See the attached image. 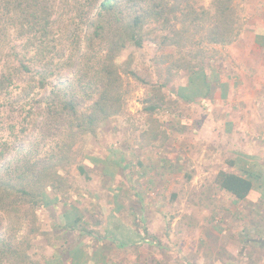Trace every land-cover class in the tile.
Here are the masks:
<instances>
[{
	"label": "rangeland",
	"instance_id": "obj_1",
	"mask_svg": "<svg viewBox=\"0 0 264 264\" xmlns=\"http://www.w3.org/2000/svg\"><path fill=\"white\" fill-rule=\"evenodd\" d=\"M61 1L58 52L69 57L82 23L76 5ZM195 4L210 15L204 29L192 26L185 45L134 51L142 78L164 84L160 108L146 109L155 90L125 76L122 111L85 135L75 163L60 169L67 184L37 208L38 232L0 211V234L29 233L31 264H263L264 0ZM223 9L238 33L227 45L208 39ZM38 70L20 77L12 104L1 108L0 149L9 159L45 155L60 140L42 131ZM221 170L252 175L246 199L219 188Z\"/></svg>",
	"mask_w": 264,
	"mask_h": 264
},
{
	"label": "trees",
	"instance_id": "obj_2",
	"mask_svg": "<svg viewBox=\"0 0 264 264\" xmlns=\"http://www.w3.org/2000/svg\"><path fill=\"white\" fill-rule=\"evenodd\" d=\"M217 1L213 0L215 6ZM61 3L0 0V117L2 106L12 104L20 77L39 68L37 88L43 92L34 99L44 105L42 131L46 128L60 137L56 148L34 159L26 153L21 161L9 159L6 150L0 149V211L7 221L11 216L29 220L32 234L38 232L37 208L49 205V194L67 184L60 169L75 163L84 136L96 134L122 111L125 76L155 90L156 98L146 107L149 111H156L165 102L164 84H151L134 68V51L147 43H184L190 40L192 26L204 29L210 15L204 8L196 9L195 0H64L68 6L76 5L82 23L69 48L73 52L66 57L58 52L63 32L55 15ZM218 11L213 17L217 19L219 13L222 17L217 22L213 18L208 39L227 45L238 33L233 35L228 24V9ZM129 49L133 50L124 59ZM69 69L70 76H63ZM204 75L201 71L197 78L205 81ZM77 166L84 173V166ZM215 182L237 200L246 199L253 189L252 175L233 171H219ZM25 235L16 239L0 234V264L33 263L31 238L29 233Z\"/></svg>",
	"mask_w": 264,
	"mask_h": 264
},
{
	"label": "crops",
	"instance_id": "obj_3",
	"mask_svg": "<svg viewBox=\"0 0 264 264\" xmlns=\"http://www.w3.org/2000/svg\"><path fill=\"white\" fill-rule=\"evenodd\" d=\"M253 188H254V184H253ZM253 190V189H252ZM252 192V191H251ZM249 196V195H248ZM256 242V240L255 239H250V240H248V244H250V243H255ZM263 264H264V262H263Z\"/></svg>",
	"mask_w": 264,
	"mask_h": 264
}]
</instances>
